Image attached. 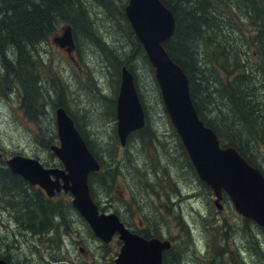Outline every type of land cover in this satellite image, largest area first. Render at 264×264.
Here are the masks:
<instances>
[{
    "label": "trees",
    "instance_id": "trees-1",
    "mask_svg": "<svg viewBox=\"0 0 264 264\" xmlns=\"http://www.w3.org/2000/svg\"><path fill=\"white\" fill-rule=\"evenodd\" d=\"M126 1L0 0V97L9 98L13 92L23 117L37 128H40L39 123L45 118L42 102L50 103L52 110L62 107L67 112L101 168L99 172L89 175L88 185L93 200L95 193L93 186L95 190L97 186L104 191L119 173V163H116L118 157L116 147L119 142L114 133L112 142L115 144L110 143L104 151L107 153L102 157L96 153L94 148L97 145L96 141L91 139L89 131L84 129L72 114L68 96L72 92L69 86L58 74L48 73L50 66L44 63L38 48L51 38H55L60 26H65L62 30L70 28L73 43L78 50L84 40L95 46L102 54L103 60L108 63L110 69L108 74L111 78L108 88L112 85L111 97L100 93L96 80L88 78L87 84L84 85L98 100L104 101L110 117L114 120L116 118V97L113 92L115 91L116 95L118 93L122 67H126L132 74L146 113L143 97L141 99L136 84L138 82L136 70L139 65L134 63L132 54L124 53L123 45L112 40L109 43L107 39L104 40L105 28L96 22L93 13L89 11L90 6L98 9L100 14L107 17L113 33L124 35L126 46L135 51L139 62L148 69L160 96L153 68L126 18L123 3ZM160 2L175 19L174 34L163 46L170 59L188 78L190 97L199 119L216 134L221 147L233 148L248 164L264 175V0H160ZM42 79L46 81V86L42 84ZM8 82L10 85H6ZM106 111L103 116L106 115ZM84 116L79 115V118L83 120ZM147 120L148 118L145 119V125L141 130L133 132L127 138L126 145L132 137L138 136L136 142L139 141L140 148L156 150L161 142L157 140ZM168 122L172 126L169 119ZM51 127L39 130L38 137L40 136L41 141L38 144L41 147L48 149L56 142L55 126ZM174 136L181 150L183 162L190 174L199 181L175 131ZM165 143L164 141L163 144ZM106 158L114 165L113 169L106 171L103 169ZM160 174H154L156 179L162 176ZM164 174L167 175V172ZM136 177L137 181L142 182L144 179L150 183L146 173H136ZM200 184L204 189L211 191L203 182ZM150 185H153V182ZM133 186L137 189L135 183ZM11 193L14 196L9 198ZM169 194H157L163 205H170L168 200L175 198L174 194L173 197H169ZM14 197L18 199L14 201ZM3 199H5L3 208L15 211L19 215L18 218L22 219L21 222L25 224L28 222L34 231H39L45 225L50 216L48 210L53 206H71V202L61 199L54 201L43 199L38 189L13 174L5 166L4 160H0V200ZM227 199L224 196L223 200ZM241 219L244 232L250 233L253 243L248 241L246 244L251 246L258 260H264L262 249L264 231L253 222ZM212 230L217 233L213 238L221 235V240L231 238L226 223L216 222ZM252 231L254 234H251ZM212 253L216 261L223 257L220 264H240L237 251L232 253L231 257H226L218 248L212 250ZM0 259L6 262V258Z\"/></svg>",
    "mask_w": 264,
    "mask_h": 264
},
{
    "label": "rangeland",
    "instance_id": "rangeland-1",
    "mask_svg": "<svg viewBox=\"0 0 264 264\" xmlns=\"http://www.w3.org/2000/svg\"><path fill=\"white\" fill-rule=\"evenodd\" d=\"M123 3L125 8L127 1ZM89 9L93 13L96 22L99 25L102 24L105 28V32H103L105 35L104 40L107 39L108 43L112 40L114 43L117 42L123 45L124 53L132 54L134 63L139 65L136 70L138 77L136 84L141 99L143 97V105L146 107L145 119L148 118L147 121L154 130L157 140L161 142L156 150L153 148H150V150L145 149V147L140 148L141 144L138 140L136 142L138 136L132 137L124 147L119 143L116 147L118 156L116 163H119L118 175L120 176L117 175L109 185V189L105 188L104 191L97 186L95 190V186H93V191L97 194L94 193L95 203L97 202L102 206L111 205L110 210L120 213L126 221H129L131 214L135 217H146L147 220L150 218L155 220L152 217L154 215L159 218L162 217L164 225L168 226L169 229L166 236L171 238L174 243L173 252L176 260L170 264H220L223 257L216 261L213 258L214 253H212V250L218 248L226 254V257H231V254H234L235 251L238 252L239 248L242 250L248 241L252 243L250 233L244 232L243 221L233 210L228 199L222 200V208L217 209L213 203L215 198L211 191L204 189L200 184L201 181H197L190 174L182 160L181 150L174 136L175 130L173 131L174 128L168 122L169 118L167 119L168 116L164 112L162 101H160L159 93L152 82L148 69L139 62L135 51L126 46L124 35L113 33L111 24L107 22V17L100 14L99 10L94 7L90 6ZM63 27L65 26H60V31L55 35L56 37L62 35ZM53 38L39 46V53L44 58V63L50 66L48 73L50 75L53 72L58 74L69 86L72 92L68 95L71 101L72 114L78 123L89 131L92 136L90 138L99 145L94 146V148L96 153L102 157L104 153H107L104 151L110 146L114 133L118 140L115 130L116 118L114 120L110 117L109 111H106L107 105L104 101L98 100L84 84H87L88 78H91L92 81L96 80L100 93L111 97L112 85L108 88V84L111 83L110 74H108L110 70L108 63L103 60L102 54L95 46L84 40H82L79 50L74 43V48L67 52L66 48L55 45ZM41 82L46 86V81L42 79ZM6 85H10V82ZM92 86L93 83L90 86L91 89ZM113 93L117 99L118 93L117 95L115 91ZM42 103L45 118L39 123L40 128H37L35 124L23 117L13 92H11L9 98L0 97V151L5 158L24 155L36 158L46 165H60L49 148L41 147L38 144L41 141L40 136L38 137L39 130H46L51 126H55V110H52L50 103ZM105 111L106 115L103 116ZM79 115H85L82 117L84 119L81 120ZM164 141L165 144H163ZM57 142L56 139L53 144H57ZM112 144L114 145L115 142H112ZM106 159L103 169L105 171L106 169H113L114 165L110 163L109 158ZM96 161L98 162L97 159ZM164 170L167 175L164 174ZM160 171H162L161 174ZM136 173H146L149 182H153V185H150L144 179L142 182L137 181ZM154 174L162 176L156 179ZM134 183L137 189L134 188ZM38 188L36 187V189ZM166 193H170L169 197L175 195L174 202H176V206H170V212L163 206L162 200L157 195ZM65 194L59 195L58 199L61 198L63 201L71 202L72 199ZM13 196L14 194L11 193L9 198ZM17 199L18 197L14 201ZM3 201L5 199L0 200V256L7 258L5 254L18 249L16 252H18L19 261L22 262L24 260L25 245L32 241L36 244L38 237L36 235L33 237L29 232L23 231L22 219L18 218L19 215L15 211L5 210ZM178 207L179 209L176 212ZM216 222L228 225L231 234L230 239L221 240L222 235L213 238V235H217L212 230ZM238 226H240L239 229ZM75 228L81 232L82 240L90 237L81 222H78V225L75 224ZM165 230V228L162 229L164 232ZM251 234H254V231ZM259 240L261 241V239ZM88 245L91 253L99 254L103 251L99 241L90 242ZM45 246H48V244L45 243ZM262 249L264 250V246H262ZM113 250L116 252L117 248ZM248 251L249 264H264V260H258L252 251ZM37 261L41 264L39 260ZM31 264H34V261Z\"/></svg>",
    "mask_w": 264,
    "mask_h": 264
},
{
    "label": "water",
    "instance_id": "water-1",
    "mask_svg": "<svg viewBox=\"0 0 264 264\" xmlns=\"http://www.w3.org/2000/svg\"><path fill=\"white\" fill-rule=\"evenodd\" d=\"M129 25L153 68L164 110L201 182L221 209L226 196L233 210L264 231V175L248 164L233 148L221 147L216 134L199 119L189 93L188 78L164 49L174 34L175 19L160 0H127L124 8ZM53 43L70 52L74 48L70 28L62 30ZM116 132L124 147L129 135L145 125V114L132 74L121 69L116 99ZM58 144L49 147L62 168H45L39 160L23 155L5 159V165L32 186L53 197L63 190L72 196V206L102 242L114 233L124 241L117 264H162L167 244L146 242L127 231L114 214H100L90 196L88 176L100 167L63 108L55 110ZM2 154L0 153V159ZM0 264H7L0 259Z\"/></svg>",
    "mask_w": 264,
    "mask_h": 264
},
{
    "label": "flooded vegetation",
    "instance_id": "flooded-vegetation-1",
    "mask_svg": "<svg viewBox=\"0 0 264 264\" xmlns=\"http://www.w3.org/2000/svg\"><path fill=\"white\" fill-rule=\"evenodd\" d=\"M44 165L45 168H55V166L46 164ZM57 167L62 168L61 165ZM34 188H36V186H34ZM38 190L40 191L43 199L52 201L57 200L58 196L63 194V192H60L59 194H55V196L48 198L42 189L38 188ZM65 195L71 198L69 193H66ZM175 203L176 202H174V199H169L168 204L170 205L163 206H165L170 212L169 207H175ZM96 205L100 214L116 215L122 226L131 234L136 235L138 238L146 242L158 241L162 244H167L168 247H164L161 251L162 264H170L176 260L173 252L174 243L171 238L166 236V233L169 231V229L168 226L164 225V220L162 217L159 218L155 215L152 216L156 220L155 222V220L152 218L147 220L146 217H135L131 214L129 221H126L120 213L110 210L111 205L102 206L97 203ZM178 209L179 207L176 210ZM48 213H50V216H48V220H46L45 225L39 231L32 230V227L28 222L27 224L21 222L24 229L23 231L29 232L33 237L36 235L38 237H36L37 242L35 244L32 241L31 243L28 242L25 245V253H23L24 260L22 262L19 261V255L18 252H16L18 249L12 250V253L5 254L7 257V264H31L32 261H34V264H39L37 260H39L41 264H117V259L119 258L122 248L124 247V241L119 239L117 233H114L110 242L102 243L100 239L94 235L89 225L84 221V219L72 205L67 207L60 205L53 206L50 210H48ZM15 219H17V217H15ZM78 222H81V224L84 226L87 233L90 235L89 238L82 240L81 232L75 228V224L78 225ZM163 228L166 229L165 232L162 231ZM95 241H99L103 250L99 254L91 253L90 247L88 245L90 242L94 243ZM45 243H47L48 246H45ZM116 248L117 251L115 252L113 249ZM248 250L253 252V249L249 244L245 245L242 250L239 248L237 257L239 258L238 262L240 264H249L250 259L247 256V253L249 252Z\"/></svg>",
    "mask_w": 264,
    "mask_h": 264
},
{
    "label": "bare ground",
    "instance_id": "bare-ground-1",
    "mask_svg": "<svg viewBox=\"0 0 264 264\" xmlns=\"http://www.w3.org/2000/svg\"><path fill=\"white\" fill-rule=\"evenodd\" d=\"M123 68V67H122ZM134 79V78H133ZM156 81V80H155ZM157 84V83H156ZM119 85H120V83H119ZM158 86V85H157ZM159 89V88H158ZM143 107V106H142ZM58 108H62V107H57L56 109H58ZM55 109V110H56ZM144 110V109H143ZM54 119H55V126H56V117H55V111H54ZM117 233V232H116ZM118 234V236H119V239H120V234L119 233H117ZM121 240V239H120Z\"/></svg>",
    "mask_w": 264,
    "mask_h": 264
}]
</instances>
